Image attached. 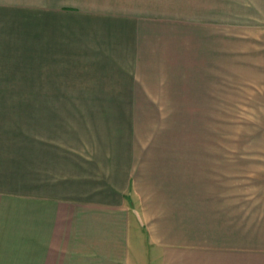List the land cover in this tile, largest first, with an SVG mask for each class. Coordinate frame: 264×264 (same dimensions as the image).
Segmentation results:
<instances>
[{"label":"crops","instance_id":"0c3cea01","mask_svg":"<svg viewBox=\"0 0 264 264\" xmlns=\"http://www.w3.org/2000/svg\"><path fill=\"white\" fill-rule=\"evenodd\" d=\"M262 50L264 0H0V264H264V183L152 169L144 191L127 142H84L35 100L38 63L101 81L54 94L114 95L122 80L135 106L163 79L262 95Z\"/></svg>","mask_w":264,"mask_h":264},{"label":"rangeland","instance_id":"374dc122","mask_svg":"<svg viewBox=\"0 0 264 264\" xmlns=\"http://www.w3.org/2000/svg\"><path fill=\"white\" fill-rule=\"evenodd\" d=\"M159 42L166 43L161 39ZM261 55L262 64L264 50ZM167 59L170 58H163L161 54L157 56L158 62H164L157 64L161 73L156 75L172 78V63H167ZM60 67L52 63L37 64L35 86L38 93H42L35 99L38 109L50 107L54 116L66 114L67 122L78 125L75 130L69 126V134L83 138L84 142L105 139L115 141L114 145L127 142L133 167L136 164L138 168L144 167V191L151 190L150 185H154L149 179L152 169L159 171L161 178L170 173L174 183L180 175L188 178L187 175L195 173V167L201 169L200 173L207 169L208 175L219 178V183H264V64L261 73H256L262 78V95L238 88L239 81L235 79L224 81L225 85L221 79L212 80L207 96L197 94L204 89V81L194 80L187 87L186 80H180L178 86L172 79H163L147 81L154 85L150 89L157 94L144 98L156 101L144 106L130 105L132 97L115 94L126 90L122 80L110 81L112 89L104 90L112 91L114 95L78 97L54 94L63 88L101 82L64 80ZM229 75V78H236L235 74ZM179 91L180 95H175ZM184 93L188 95L183 96ZM190 104L197 105L198 110H190ZM130 107H144V110H123ZM54 118L59 122L60 117Z\"/></svg>","mask_w":264,"mask_h":264}]
</instances>
